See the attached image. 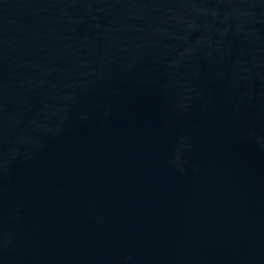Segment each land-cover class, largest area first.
<instances>
[{
    "label": "water",
    "instance_id": "95a60500",
    "mask_svg": "<svg viewBox=\"0 0 264 264\" xmlns=\"http://www.w3.org/2000/svg\"><path fill=\"white\" fill-rule=\"evenodd\" d=\"M0 264H264V0H0Z\"/></svg>",
    "mask_w": 264,
    "mask_h": 264
}]
</instances>
